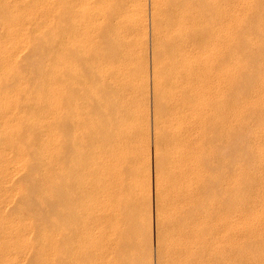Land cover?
<instances>
[{"label": "bare ground", "instance_id": "obj_1", "mask_svg": "<svg viewBox=\"0 0 264 264\" xmlns=\"http://www.w3.org/2000/svg\"><path fill=\"white\" fill-rule=\"evenodd\" d=\"M64 1L65 6L60 0H0V264H44L48 29L52 115L59 117L63 138L56 153L63 160L59 158L55 167L60 182L53 179L57 182L52 184L49 204L51 215H58L50 223L52 231L59 230L54 248L60 254L64 247L59 264L86 260L91 264H151L150 206L147 235L141 234L138 215H92L85 222L93 232L90 252L82 250L77 215H70L72 211L66 214L68 218L62 215V196L70 193L67 204L73 205L82 176L79 145L85 115L94 117L88 136H82L87 137L84 144L93 157L87 171L93 180L92 196L101 202L111 198L116 172L124 163L117 153L123 149V153L130 152L141 191L146 201L150 199L144 0H128L122 15L127 26L122 32L113 28L109 0L96 3L95 13L88 17L91 36L82 48L77 32L80 8L75 0ZM263 2L151 0L156 264H224L227 246L264 242ZM125 80L143 106L133 116L130 143L128 136H112L114 125L120 124V116L115 120L114 114H121L119 92ZM251 113L260 119L246 132L255 145L245 152L240 147V151L256 161L247 168L245 178L246 168L241 164L245 159L237 160L230 197L226 190L222 193L225 175L220 178L217 167L222 160L216 146L222 143L224 132L244 135ZM113 119L117 124H112ZM243 177L248 190L257 183L253 198L240 189ZM250 177L257 182H250ZM231 207L238 215L233 220L225 216ZM64 224L70 234L63 237Z\"/></svg>", "mask_w": 264, "mask_h": 264}, {"label": "rangeland", "instance_id": "obj_2", "mask_svg": "<svg viewBox=\"0 0 264 264\" xmlns=\"http://www.w3.org/2000/svg\"><path fill=\"white\" fill-rule=\"evenodd\" d=\"M99 1L100 0H75V3L77 2L76 4L80 8V11H79L80 16L78 17L80 22L77 25V27L79 26L77 28V30H78L77 32L80 34V37H81L80 38L81 39L80 40L81 48H82L84 42L87 41V39H89V37L91 36V33L89 34V32H91V28L93 29V27L91 25V21L89 18H91V16H93V14L95 13L94 10L96 7V3H98ZM123 2H124V4H123ZM118 3H119V5H118ZM127 3H128V0H109L108 6L109 7L111 6V9H109L110 10L109 16L111 17L113 15V17H111V19L113 20V23L115 22L114 23L115 27H113V28L115 29V31L117 30V32H122V30L125 29L124 27L127 26L126 25L127 22H125L122 19V15L125 14V12L127 11V5H126ZM112 4H113V6H112ZM60 5L65 6L66 1L60 0ZM150 5H151V0H144L145 22L147 23L146 24V26H147L146 33L147 34H145V42L147 45V47H146V49H147L146 50V56L147 57H146L145 61H146V65L148 68L147 69V75H148L147 76V78H148L147 79V83H148V85H147V88H148L147 89L148 90V92H147V107H148L149 119H150V132H149V138L147 141L149 164H150L149 165V171H150L149 172V174H150V176H149L150 177V179H149L150 180L149 181V183H150V185H149V187H150L149 197H150V199L146 201L145 196H144L145 194L141 191L140 184H139L140 178H139V176H137L138 175L137 174V166L134 165L130 152L128 151L125 153V151H124V153H123L122 152L123 149L121 150V152L118 151L119 155L117 153L118 157H122L121 159H122V162H124V163L121 162L122 166L120 165L119 169L116 172V174L118 175L117 185L115 187V190L113 189V191L110 194L111 195L110 197L111 198L113 197V198L112 199L110 198L109 201L101 202L97 199V197L95 198L94 196H92V194H91L92 192L90 191V188H92L93 180L90 178V174L87 171H89L88 167H89L90 162H92L93 157L91 155L90 147L87 144L88 143V140L86 139L87 137L86 138L83 137V139H82V136H86L88 134V132L90 131V128L93 125L92 123L94 122V117L85 115V117L83 116L84 119L82 118V123H81L82 124V126H81L82 135L80 137L81 141H80V145H79V151L81 152V155H82L80 158L81 161L79 162V166L81 168L80 171L82 172L81 173L82 176L80 177L81 180L79 181V183H80L79 188L75 191L76 199H75L74 204L73 205H71L70 203H69L70 205L67 204L68 203L67 198L71 195L70 193L68 195L64 194L65 196H62V198L65 201L63 204V207L64 206L65 207L62 208V211L64 210L62 215H63L64 219L66 217L68 218V216L73 215V214L77 215L78 224L81 226L80 227L78 225V227H79L78 232L81 235L80 243L82 244V250L87 251L88 248L90 249L91 245L93 244V232L90 231L91 228L87 227L85 222L87 223V222L91 221L92 215H138V218H139L138 221L140 222V224L142 226V233L141 234L147 235V233H145V232H148L147 227H149L148 226L149 218H148L147 208L150 206V211H151V214H150L151 215V264H156L155 230H154L155 229V221H154V149H155V145H154V141H153V128H152V82H151V69H152V67H151L152 66L151 65V55H152V53L150 51L151 50ZM84 6H85V8H84ZM261 6L264 7V2L261 3ZM118 9H120V10H118ZM119 16H120V19H119ZM82 19L85 21H83ZM48 31H49L48 35H47L48 39L46 40L47 41L46 42V47H47L46 51H48V52H46L47 54L45 53L46 54L45 55L46 56V72L47 73L45 74V77H46L45 78L46 79V85H45L46 86V90H45V92H46V95H45L46 96V104H45V108H44V113L46 112L45 113L46 116H45V126H44V144H45L44 146L45 147H44V165H43V174H44V176H43V188L45 191L44 192L45 193V204L47 205L45 207V215H43L44 220H45V222H44V224H45L44 264H59L60 263L59 260H61L60 254L61 255L63 254L62 253L63 245L61 244L62 246H61V251L59 254L57 252L58 250L56 248H54V246L55 245L57 246L59 243V230L58 231L57 230L52 231V229H51L52 225L50 224L51 221L56 219V217L58 215L57 216L51 215V212L49 210L50 209L49 204H50V200L52 199V196H53L52 190H51L52 184L54 182H57V181H53V179L55 180V178H56V180H58L60 182V177L57 178L58 174H55V173L58 172L56 169L58 167V165L56 166V164L60 163V162H58L59 158H60V160H63V158H61V156L57 155L58 154L57 153L58 147L60 148V146H61L60 144H62L61 139H63V138L61 137L62 134L60 132V129L58 130V128H59L58 127L59 117H56L57 116L56 115L55 118H53L54 116L52 115V107H51L52 101H51V97H50V95H51L50 94L51 93L50 92V90H51L50 89V83H51V81H50L51 80L50 79L51 78V76H50V74H51V63L50 62H51V59L49 58V57H51L50 56L51 53L49 50H50V47L52 44H51V40H50V30L48 29ZM92 32H93V30H92ZM247 51H249V49ZM81 53H82V51H81ZM49 60H50V62H49ZM261 64H264V63H261ZM131 90H132L131 83L126 82V80L123 81L121 91L119 92V94H121L120 96H122V97H120L121 99L119 98L120 99V101H119V109L120 110L119 111H121V114L123 113V116L121 114H119L117 116V113L114 114L115 120L118 119L119 116H120L119 118H121V119H118L120 121L117 120L118 123H120L119 125L117 124V122H115L114 119L112 121V124H113V122H115L117 124V125H114L115 127H113L114 130H112V133H113L112 136H119V135L121 137H123V136L127 137L128 136L127 140L129 143L131 142V139L133 137V136H131V134L134 133L133 132L134 131L133 126H134L135 122H134L133 116H134V114H136L135 111H137V110L141 111L143 108L142 102L139 101L140 99L138 97H134L133 90L132 91ZM134 98H135V100L137 98V102L134 101ZM135 103L137 104V106ZM126 115H127V117H126ZM250 115H249L250 117H248L246 119V123L244 124L243 129H245V130H242V132L244 131L243 133H244L245 137L241 133H239L241 135H234V134L230 135L231 133L229 134L228 132H226V133L224 132V133H222V143L220 142V143H218V146H216V154L222 160L221 166H219V164H218V167H217L218 169L220 168V171H219V172H221L220 178H222L223 175H225V178L221 179L222 180V182H221L222 193L223 192L225 193L227 191L225 193L227 195L228 194L233 195L232 187L234 186V183L236 182L235 181V175H237V171H236L235 165H237V160H243V158L245 159L241 163L242 168L243 169H244V167L246 168L242 172V176H244L245 178H247L246 176L248 175L247 168L251 167L249 165L254 164L255 158L252 157V155L250 153L246 155V154H244V152H245V150H248L249 146H250L249 148L252 149L253 146L255 145L254 144L255 140H252V138L250 136H248L249 134L247 135V133H248L249 128L252 125H254L255 123H258L259 122L258 120H260V119L258 118L257 114H256V116L254 113H251ZM247 121H248V123H247ZM263 123H264V121H263ZM84 138L87 140L86 144H84L86 141ZM234 138L237 140H235ZM240 147L242 150L245 149L244 152L240 151L241 150ZM218 148H220V149H218ZM237 150H239V151H237ZM219 152H221V153L219 154ZM242 154H243V157H242ZM255 161H256V159H255ZM255 164H257V163H255ZM222 166H224V167H222ZM124 169L126 172L123 171ZM258 170L259 171L256 170V172L260 173L262 171V168L258 167ZM54 175H56V176H54ZM68 175H70V174L64 173V176H68ZM244 177L242 178L243 181L238 182V184H240V185L243 184L244 180H246V179H244ZM248 179L250 182H251V180L253 182H257V180L255 181L253 178L251 179V177ZM245 182H244V184H245ZM244 184L241 185V187H243ZM256 184L257 183H255L253 185V187H252L253 189L251 188L248 190L245 188L246 186H244L243 189L242 188H240V189L243 191V193L245 192L246 194L247 193L251 194V198H253L254 194L256 192V189H257V186L255 187ZM227 186H228V189H224V187L227 188ZM84 189H86L87 191ZM229 189H230V191H229ZM145 193H146V191H145ZM232 195H228V196L232 197ZM115 197H119L120 198L119 201H122L123 203L121 204L118 201H116L117 198L115 199ZM177 202L179 203V201H177ZM232 206H233V204H232ZM230 209H232V212L230 211L232 214H230V212H229V215L227 213V215H225V216L227 218H229L230 220L231 219L233 220L238 215L236 216L233 214L234 210L232 207ZM69 212H71V214ZM177 215H182V214L178 213ZM83 225H85V226H83ZM91 225L92 224L90 223L89 226H91ZM64 227H65V224L62 227L63 237L65 235L70 234V232H68V231H70L69 227L68 226L66 227L69 229V230L66 229L67 231L64 230ZM84 227H85V229H84ZM131 231H130V233H132ZM65 232H67V233H65ZM230 238H232V236H230ZM263 254H264V242H260V243L246 242V243H243L242 246H237L234 244L230 247L227 246L225 248L224 264H254V263L264 264V256H262ZM127 256H128L127 254H126V256L124 255V259H127ZM87 261L88 260H86V262L84 261V264L85 263L91 264L90 261H88V262Z\"/></svg>", "mask_w": 264, "mask_h": 264}]
</instances>
